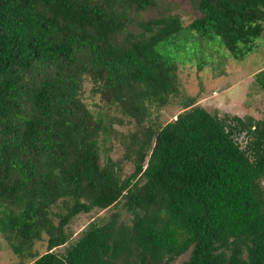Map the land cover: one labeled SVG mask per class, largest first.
I'll use <instances>...</instances> for the list:
<instances>
[{
	"label": "trees",
	"instance_id": "trees-1",
	"mask_svg": "<svg viewBox=\"0 0 264 264\" xmlns=\"http://www.w3.org/2000/svg\"><path fill=\"white\" fill-rule=\"evenodd\" d=\"M188 1L199 16L184 25L142 20L156 0H0V235L21 260L264 264V123L188 98L171 122L146 125L179 95V65L201 68L203 47L241 60L264 32V0ZM86 80L133 126L124 178L102 150L112 120L84 102ZM254 81L264 93V69ZM59 202L63 214L51 211ZM120 202L129 224L112 213L54 252L73 218Z\"/></svg>",
	"mask_w": 264,
	"mask_h": 264
},
{
	"label": "rangeland",
	"instance_id": "rangeland-1",
	"mask_svg": "<svg viewBox=\"0 0 264 264\" xmlns=\"http://www.w3.org/2000/svg\"><path fill=\"white\" fill-rule=\"evenodd\" d=\"M157 6L142 13L141 19L148 20L160 13L179 15L184 25H188L199 16L188 0H156ZM254 51L241 60H236L227 51L217 46L199 52L204 59L202 67L195 62L179 65L178 76L180 81V93L177 97L170 98L169 104L162 108L151 107L146 125L154 128L163 127L175 119L182 111L183 102L188 98L196 99V106L204 108L211 114H217L220 118L238 117L245 119L250 117L254 121L264 123V93L254 81V75L264 69V32L257 40ZM91 84L86 80L83 85V99L88 108L96 113L102 111L112 120L113 134L104 142L102 150L106 156L114 162L120 163L121 178L134 171L132 161L125 159L126 145L129 142V134L133 131L132 124L119 112L102 103L98 96L91 94ZM247 135L242 133L236 137V141L243 149L247 141ZM264 187V181L262 182ZM53 213H65L61 202L51 208ZM112 213H117L120 220L129 224L131 216L122 207V202L115 207L106 210H93L88 214H79L71 220L66 227V233L70 235L68 242L57 248L54 252L63 254L69 246L80 236L90 223H100ZM55 223L58 221L54 219ZM47 249V236L43 235L41 241L35 242L32 252L41 256ZM189 254L181 256L172 264H183ZM33 259L28 257L21 260L16 256L6 241L0 235V264H33Z\"/></svg>",
	"mask_w": 264,
	"mask_h": 264
}]
</instances>
